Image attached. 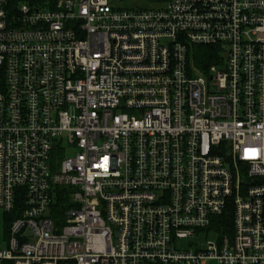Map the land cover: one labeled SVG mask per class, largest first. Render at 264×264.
<instances>
[{
  "label": "built area",
  "instance_id": "1",
  "mask_svg": "<svg viewBox=\"0 0 264 264\" xmlns=\"http://www.w3.org/2000/svg\"><path fill=\"white\" fill-rule=\"evenodd\" d=\"M0 209V263L264 264V0H0Z\"/></svg>",
  "mask_w": 264,
  "mask_h": 264
},
{
  "label": "trees",
  "instance_id": "2",
  "mask_svg": "<svg viewBox=\"0 0 264 264\" xmlns=\"http://www.w3.org/2000/svg\"><path fill=\"white\" fill-rule=\"evenodd\" d=\"M57 0H7V4L9 7H11L14 4H17L18 2H27L28 4L35 5V6H47L52 7ZM218 54L217 47L213 46H201L196 45L193 47V58L196 63V65L205 67L207 64L214 63L216 56ZM64 191V190H61ZM65 193V191H64ZM68 207L67 199L65 197H59V202L56 204V207L54 209L56 215H60L61 212L65 208ZM6 221H5V230L4 233H6L8 225H9V219H11V216L6 214ZM212 225L215 230L217 231H223V232H229L231 231V219L229 218L228 214L217 216L213 219ZM0 264H11L9 262H3Z\"/></svg>",
  "mask_w": 264,
  "mask_h": 264
},
{
  "label": "rangeland",
  "instance_id": "3",
  "mask_svg": "<svg viewBox=\"0 0 264 264\" xmlns=\"http://www.w3.org/2000/svg\"><path fill=\"white\" fill-rule=\"evenodd\" d=\"M138 3H141V0H136ZM5 221L6 215L2 209H0V246L4 243V230H5ZM219 238V233L213 229L208 231H200L193 236L177 240V245L180 248H188L190 244L198 245L201 249L206 248V243H215Z\"/></svg>",
  "mask_w": 264,
  "mask_h": 264
},
{
  "label": "water",
  "instance_id": "4",
  "mask_svg": "<svg viewBox=\"0 0 264 264\" xmlns=\"http://www.w3.org/2000/svg\"><path fill=\"white\" fill-rule=\"evenodd\" d=\"M13 8H15V6H13Z\"/></svg>",
  "mask_w": 264,
  "mask_h": 264
}]
</instances>
